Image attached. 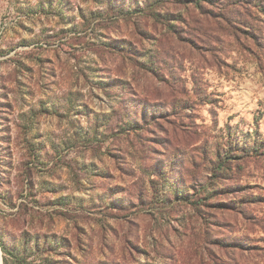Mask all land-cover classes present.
Masks as SVG:
<instances>
[{"label": "rangeland", "instance_id": "374dc122", "mask_svg": "<svg viewBox=\"0 0 264 264\" xmlns=\"http://www.w3.org/2000/svg\"><path fill=\"white\" fill-rule=\"evenodd\" d=\"M195 1L0 0L1 264H264V0Z\"/></svg>", "mask_w": 264, "mask_h": 264}, {"label": "trees", "instance_id": "16d2710c", "mask_svg": "<svg viewBox=\"0 0 264 264\" xmlns=\"http://www.w3.org/2000/svg\"><path fill=\"white\" fill-rule=\"evenodd\" d=\"M194 3L196 4V6H199L200 0H196ZM232 151H238V150L233 149ZM228 154L229 155L223 154L222 157L219 154H216V153L214 154V156L216 158V160H215L216 165H215L213 170H215V173L226 172L227 163H228V161L232 155L231 153H228ZM212 177L213 178L211 179V182L207 183L206 185L204 184L203 186H200L198 188L199 191H197L198 193H196V194H190V192L188 190L187 191L186 190L180 191V190H178V188L176 186H174V188L171 189V192H172L171 195H173L177 201L192 204L193 206L198 205L199 200L195 199L196 196L198 194H202L203 192H206V191L209 192L210 186L214 185L216 183L215 181H218L217 179H219L218 177L213 176V175H212ZM162 178H166V177L162 176ZM0 241H1V239H0ZM2 249L5 252H7L5 246L4 247L2 246ZM5 264H7V262H5ZM13 264H23V262L19 258H15V261H13Z\"/></svg>", "mask_w": 264, "mask_h": 264}, {"label": "bare ground", "instance_id": "6f19581e", "mask_svg": "<svg viewBox=\"0 0 264 264\" xmlns=\"http://www.w3.org/2000/svg\"><path fill=\"white\" fill-rule=\"evenodd\" d=\"M1 264V263H0Z\"/></svg>", "mask_w": 264, "mask_h": 264}]
</instances>
